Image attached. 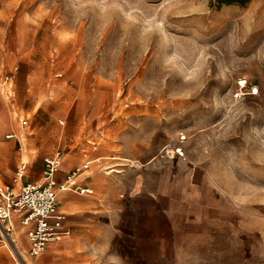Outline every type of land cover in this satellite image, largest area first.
Returning <instances> with one entry per match:
<instances>
[{"label":"rangeland","instance_id":"1","mask_svg":"<svg viewBox=\"0 0 264 264\" xmlns=\"http://www.w3.org/2000/svg\"><path fill=\"white\" fill-rule=\"evenodd\" d=\"M0 74L13 79L12 97L0 90V142L9 144L0 190L57 151L75 167L91 162L89 171L130 167L114 159L122 156L150 161V193L135 201L149 205L151 264H175L169 219L199 204L235 230L241 220L253 227L247 264H256L250 252L264 259V0H0ZM11 132L24 136L22 150ZM167 145L184 156L169 158ZM113 230L111 240L93 236L95 264H138L141 233ZM191 237L179 235L188 255ZM226 261L239 262L234 253ZM0 264H13L3 246Z\"/></svg>","mask_w":264,"mask_h":264},{"label":"crops","instance_id":"2","mask_svg":"<svg viewBox=\"0 0 264 264\" xmlns=\"http://www.w3.org/2000/svg\"><path fill=\"white\" fill-rule=\"evenodd\" d=\"M1 112H4V110L0 98V117ZM20 120L19 118V122ZM0 123L4 124L1 122V118ZM21 127L29 128V126L22 125ZM18 136L14 132L8 134V137L15 139L19 150H22V138L24 136ZM7 144L8 142H0V151L8 147L9 144ZM47 156H44V158ZM44 158L39 161L34 159L31 164L26 165L20 177L15 180L13 188L15 189L16 187L19 191L26 183L40 181ZM149 163L150 161L143 164L142 169H131L130 167L132 166L126 163L130 167H124L122 170L117 171H106L101 168L84 171L76 177L74 182L77 186L92 189V193H80L71 189L58 190L59 208L65 212L66 219L57 232L56 240L51 242L44 252L40 253L45 254L43 259L48 264H95L96 259L92 254L95 247L92 243L95 240L93 236L99 232L106 236L105 240H111L112 234L115 233L113 227L116 225L117 228L123 229L122 234L126 237L131 235L134 238L135 236L139 238V233H141L142 253L138 257V264H151L150 233L152 225L149 205L135 201L136 198H147L150 193V181L146 176L145 168H143ZM74 168L75 165H72L66 158L65 163L56 174L58 184H62L66 175ZM17 183L19 184L18 187ZM197 208V212L190 217L181 216L169 219L170 226H178V253L176 251L174 254L175 264H229L226 260L231 257V253L238 257V264H247L248 249L246 239L247 236L256 235L257 231L253 227H248L243 220L240 221L238 229L235 230L232 228L229 219L219 220L205 217L199 211L201 208L203 209V205L199 204ZM121 210L127 211L121 214ZM139 210L144 213L147 211L146 213H148L146 218L143 217L141 219V223H139L140 219L134 217ZM205 210L208 213L209 210ZM102 211L106 212L103 213ZM108 211H114L118 215L117 219L113 220L112 212L108 214ZM129 211H132L131 215L126 213ZM119 214L121 219H119ZM129 216H132L136 222L131 221L132 219ZM100 218L105 221L102 227L96 224V221ZM167 220L164 218V223ZM14 224V230L19 227L25 228L28 249V227L21 225L18 217H14ZM127 227H131V229ZM124 228L127 230H124ZM174 232H176V228H174ZM185 234L192 236L190 244H192L194 252L189 255L184 253L182 242L185 240L181 241L179 239V235L185 236ZM89 238H91L90 242L87 243ZM51 245L55 247L52 253ZM38 256L35 261L42 264L38 260ZM249 257L256 264H264L262 253L257 251L250 252ZM132 258L135 259L132 256L123 263L117 258L116 264L120 262L121 264H131ZM112 260L115 259L112 257ZM27 261L30 263V259H27Z\"/></svg>","mask_w":264,"mask_h":264},{"label":"built area","instance_id":"3","mask_svg":"<svg viewBox=\"0 0 264 264\" xmlns=\"http://www.w3.org/2000/svg\"><path fill=\"white\" fill-rule=\"evenodd\" d=\"M239 83L245 86L243 80ZM13 79L11 74L0 76V90H6L8 97H12ZM22 126H28V120H20ZM162 152L169 158L183 157V149L179 146L167 145ZM62 154L55 152L52 156L45 157L41 180L26 183L19 191L6 187L0 190V246L6 247L12 258L13 264H40L36 257L44 252L47 246L56 240L57 232L62 227L66 214L59 208L58 190L71 189L80 193H92V189L77 186L76 177L88 169L91 162L82 167H75L65 177L62 184H58L56 174L59 171ZM26 165H22L21 171ZM22 172L19 174L21 175ZM14 217H18L21 225L28 227L29 247L26 251L30 263L16 246L14 233Z\"/></svg>","mask_w":264,"mask_h":264},{"label":"bare ground","instance_id":"4","mask_svg":"<svg viewBox=\"0 0 264 264\" xmlns=\"http://www.w3.org/2000/svg\"><path fill=\"white\" fill-rule=\"evenodd\" d=\"M0 118H1V122L5 123L6 122V119H7L6 113L1 112V117ZM156 157H153V159H155ZM115 159H118L120 161H123V162L127 163L128 165H130L132 167L140 168V167L143 166V164L140 161H138L136 159H132V158L126 157V156L116 157ZM97 160H98V158H97ZM64 163H65V159L61 160L59 168L62 167V165ZM19 176L20 175H18V177ZM18 185L19 184L17 183V187H18ZM25 235H26L25 234V228H23V227H19V228L15 229L14 230V233H13V237H14L16 246L18 247V249L21 252H23L24 256L28 259L27 255H26V251H27V240H26V236ZM50 249H51V253H52L54 251V249H55L54 245H51L50 246ZM44 256H45L44 253L43 254H40L38 256V260L42 264H48L47 261L43 259Z\"/></svg>","mask_w":264,"mask_h":264},{"label":"trees","instance_id":"5","mask_svg":"<svg viewBox=\"0 0 264 264\" xmlns=\"http://www.w3.org/2000/svg\"><path fill=\"white\" fill-rule=\"evenodd\" d=\"M210 1V5L213 6H221L223 4L225 5H230V4H237V5H241L244 6L246 5L250 0H209Z\"/></svg>","mask_w":264,"mask_h":264}]
</instances>
